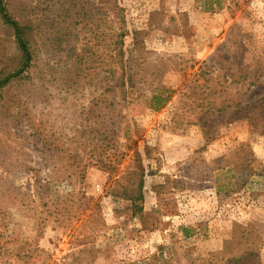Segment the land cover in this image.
<instances>
[{
  "label": "rangeland",
  "instance_id": "obj_1",
  "mask_svg": "<svg viewBox=\"0 0 264 264\" xmlns=\"http://www.w3.org/2000/svg\"><path fill=\"white\" fill-rule=\"evenodd\" d=\"M7 2L38 48L0 89V264H264V0ZM17 56L0 17V71Z\"/></svg>",
  "mask_w": 264,
  "mask_h": 264
},
{
  "label": "trees",
  "instance_id": "obj_2",
  "mask_svg": "<svg viewBox=\"0 0 264 264\" xmlns=\"http://www.w3.org/2000/svg\"><path fill=\"white\" fill-rule=\"evenodd\" d=\"M113 10L116 11V14L119 16H121V13L123 12V9L120 8L118 4H115ZM18 12L21 14L20 16L13 15L10 10V4H8L7 0H0V17L4 25L12 32L16 50L18 51L16 61L6 59L4 62H2L0 71V89L5 88L17 79H21L23 74L29 72L32 62L35 61L37 56L36 50L38 48V43L34 37V28L32 26V22L29 19H26L28 18L27 14H29V12L27 9H22ZM24 16L26 18H24ZM120 24V27L117 26L115 29H113L112 41L106 46V50L102 53L103 55H107V53H109L111 57V63L114 65V74L118 75L121 73L120 76H118L116 83V87L119 89L125 88L128 80L133 81L135 79L134 74L127 75L126 72L125 38L127 36V31L124 15H122L120 18ZM76 54L80 55L79 53ZM76 58L79 59L80 57L78 56ZM164 91L168 92L169 90L164 89ZM169 101V94L165 97L160 93H154L151 99V109L154 111H160ZM198 107L201 106L197 105V108ZM215 109L222 112L227 109V106L221 105ZM251 122L256 129L260 127V123L256 122L255 120L252 119ZM261 132L264 133L263 131ZM231 157L233 158L229 160V166L233 168V172L235 174V186L237 185V188H243L247 184L248 177L253 174L252 165L255 159L254 154L250 150L249 144H243L231 153ZM143 189L144 182L141 180L138 197L136 198V201L133 205L134 214H139L143 210L142 206L137 204V202L144 201Z\"/></svg>",
  "mask_w": 264,
  "mask_h": 264
}]
</instances>
